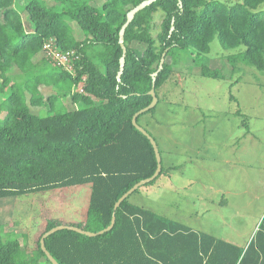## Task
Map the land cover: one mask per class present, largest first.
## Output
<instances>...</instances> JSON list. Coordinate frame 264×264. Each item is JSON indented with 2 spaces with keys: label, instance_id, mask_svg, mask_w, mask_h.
<instances>
[{
  "label": "trees",
  "instance_id": "1",
  "mask_svg": "<svg viewBox=\"0 0 264 264\" xmlns=\"http://www.w3.org/2000/svg\"><path fill=\"white\" fill-rule=\"evenodd\" d=\"M141 1L105 0L96 7L59 0L65 6L56 10L45 0H0V199L83 184L90 189L84 220L47 219L34 250L26 252L14 235H0V264H42L41 259L51 264L39 243L45 231L64 224L97 232L110 224L112 214L110 230L94 236L56 230L44 238V248L58 264H264V212L245 246H238L131 203L129 196L142 185L114 209L123 193L155 171L152 145L131 118L148 105L152 87L161 101L159 91L172 76L177 51L203 55L215 38L223 49L236 51L225 59L264 70V0H155L124 30L117 78L119 29L127 11ZM22 12L31 30L24 29ZM70 21L82 39L73 36ZM49 38L60 51L78 55L72 72L52 65L27 78L9 74L14 68L22 74L34 70L33 58L44 57L42 45ZM200 75L224 79L219 68L205 63ZM42 84L61 92L81 84L83 93L69 94L79 107L58 104L57 91L44 96ZM44 106V115L31 111ZM163 173L161 162L160 173L143 185Z\"/></svg>",
  "mask_w": 264,
  "mask_h": 264
},
{
  "label": "rangeland",
  "instance_id": "2",
  "mask_svg": "<svg viewBox=\"0 0 264 264\" xmlns=\"http://www.w3.org/2000/svg\"><path fill=\"white\" fill-rule=\"evenodd\" d=\"M83 1L100 7L105 0ZM45 2L56 10L65 6L59 0ZM21 18L24 29L31 30L25 12ZM160 19V12L155 13L156 29ZM70 26L73 36L82 39L76 23L70 21ZM234 52L213 38L203 55L174 54L172 76L159 91L161 101L138 121L154 138L165 173L142 185L129 201L196 232L245 246L264 212V70L224 58ZM33 62L35 69L27 74L16 68L9 74L27 78L51 70L40 53ZM203 63L219 68L224 79L201 76ZM99 68L104 71L102 64ZM39 89L44 96L57 91L56 102L66 109L79 107L71 102L70 91L44 84ZM46 109L31 107L38 115ZM89 190L83 184L1 198L0 235H14L26 252L34 250L47 219L84 220Z\"/></svg>",
  "mask_w": 264,
  "mask_h": 264
},
{
  "label": "water",
  "instance_id": "3",
  "mask_svg": "<svg viewBox=\"0 0 264 264\" xmlns=\"http://www.w3.org/2000/svg\"><path fill=\"white\" fill-rule=\"evenodd\" d=\"M154 1L155 0H142L137 5H135L130 10H128L127 13H126L125 21L121 25V27L119 29V33H118V42H119V44H120V46L122 48V54H121V56L119 58L120 67H119V71L117 72V78H119V76H120V73H121L122 67H123V63H124V54H125V48H124V44H123V34H124V30H125L126 26L129 24V22L133 19V17L136 14V12H138L139 10H141L142 8H144L145 6L150 5ZM164 56H165V52H163L162 55H161V58H160V61H159V64H158V69H160L162 67V65H163ZM156 74H157V71L153 73V75H156ZM152 80L154 82V78ZM148 94L151 96L150 102L148 103V105H146L145 107H143L142 109L138 110L136 113L133 114V116L131 118V122L136 127V129H138L141 133H143L144 135H146L147 138L149 139V142L152 145V148H153V151H154V155H155V158H156V168H155L154 173L150 177L138 181L130 189H128L125 193H123L119 197V199L115 202L114 209L120 204V202L124 198H126L129 194H131L135 189H137L139 186H141V185H143L145 183H148L149 181L153 180L160 173V171H161V157H160V154H159V151H158V148H157V145H156L154 139L146 132V130L143 127H141L136 122V118H137V116L139 114H141L143 112H146L149 109L153 108L156 105V103H157V97L155 95V92H154L153 87L148 91ZM113 224H114V214H112L110 224L106 228L101 229V230H99L97 232L85 231V230H83L81 228H78V227H75L73 225L72 226H70V225H64V224L56 225V226L50 228L49 230L45 231L41 235L40 240H39L40 247L43 250V252L45 254V257L50 261L51 264H58L53 259V257L48 253V251L44 248L43 241H44V238L47 235L55 232L56 230H60V229H64V228H69V229H71L73 231H76V232L85 234L87 236H94L96 234H101L104 231L110 230L112 228Z\"/></svg>",
  "mask_w": 264,
  "mask_h": 264
},
{
  "label": "built area",
  "instance_id": "4",
  "mask_svg": "<svg viewBox=\"0 0 264 264\" xmlns=\"http://www.w3.org/2000/svg\"><path fill=\"white\" fill-rule=\"evenodd\" d=\"M42 51L44 58L53 66H57L66 70L68 72H72V63L76 59H78V55L75 54L73 50L68 51H60L57 46L54 44V39L49 38L44 41L42 45ZM80 88L78 90L79 93H83V88L79 85Z\"/></svg>",
  "mask_w": 264,
  "mask_h": 264
}]
</instances>
